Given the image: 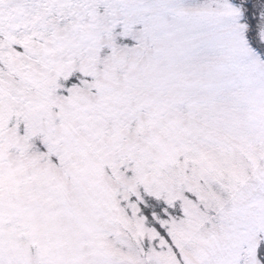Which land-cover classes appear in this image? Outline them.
<instances>
[{
    "label": "snow or ice",
    "instance_id": "snow-or-ice-1",
    "mask_svg": "<svg viewBox=\"0 0 264 264\" xmlns=\"http://www.w3.org/2000/svg\"><path fill=\"white\" fill-rule=\"evenodd\" d=\"M0 264H264V0H0Z\"/></svg>",
    "mask_w": 264,
    "mask_h": 264
}]
</instances>
